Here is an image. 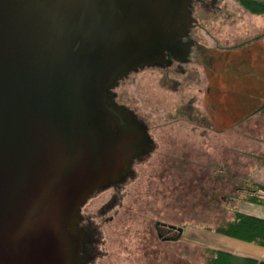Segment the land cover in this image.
Here are the masks:
<instances>
[{
  "label": "water",
  "instance_id": "water-1",
  "mask_svg": "<svg viewBox=\"0 0 264 264\" xmlns=\"http://www.w3.org/2000/svg\"><path fill=\"white\" fill-rule=\"evenodd\" d=\"M191 1L0 0V264H81L80 208L118 184L110 210L109 200L83 206L99 263L138 167L161 143L118 86L154 67L177 82L164 65H192L194 19L245 10L217 0L192 13Z\"/></svg>",
  "mask_w": 264,
  "mask_h": 264
},
{
  "label": "rangeland",
  "instance_id": "rangeland-1",
  "mask_svg": "<svg viewBox=\"0 0 264 264\" xmlns=\"http://www.w3.org/2000/svg\"><path fill=\"white\" fill-rule=\"evenodd\" d=\"M214 18L196 22L195 43L202 31L203 44L194 47L191 66L171 68L177 82L162 80L154 67L132 72L118 86L149 114L161 143L138 167L98 264H206L215 228L255 204L247 200L255 183L247 173L264 158V92L250 87L260 66L246 59L222 64V26ZM226 21V46L252 27ZM112 193L99 192L84 207L94 212Z\"/></svg>",
  "mask_w": 264,
  "mask_h": 264
},
{
  "label": "crops",
  "instance_id": "crops-1",
  "mask_svg": "<svg viewBox=\"0 0 264 264\" xmlns=\"http://www.w3.org/2000/svg\"><path fill=\"white\" fill-rule=\"evenodd\" d=\"M240 16L241 18L238 17V19L236 20H242L243 23L249 22L252 27H246V33L244 35L248 36L247 38L243 36L241 40L239 39L237 41H233L232 43H230L231 45L228 46H226L227 43L226 45H223L226 41H229V39L225 37V35L227 34V29L224 28V24H227V21L224 22V20L226 18H214V20L221 23L222 26V28H220L219 30L222 44L218 48L219 52L221 51L220 55L223 57L222 64L227 65L230 61H236L240 64H243L241 63L243 62L242 60L246 59L247 62H250V64L253 63L254 65L260 66L259 73L255 72L256 78L251 81V84H253V86L250 88L251 91L255 93L259 91L264 92V13H251L244 10ZM260 35H262V37H258ZM203 38V33L201 31L200 44H203ZM206 45L207 46L205 47H207V49H211V47H208V45L210 44ZM233 93H235L234 90H232V94ZM247 175L250 179H253L252 181H254L255 183L264 185V158L257 162L255 166L251 167ZM249 212L251 214L264 218L263 205L253 204L250 206ZM211 237L216 242L215 246L213 245L216 248H221L223 250H227L242 256H249L264 260V246L262 245L226 236L221 233H216L215 236Z\"/></svg>",
  "mask_w": 264,
  "mask_h": 264
},
{
  "label": "trees",
  "instance_id": "trees-1",
  "mask_svg": "<svg viewBox=\"0 0 264 264\" xmlns=\"http://www.w3.org/2000/svg\"><path fill=\"white\" fill-rule=\"evenodd\" d=\"M245 9L253 13L264 12V1L237 0ZM247 200L264 206V185L254 183V188L248 192ZM215 230L218 233L237 239L254 242L264 246V218L236 210L234 216ZM211 252L206 264H264V260L242 256L221 248L209 247Z\"/></svg>",
  "mask_w": 264,
  "mask_h": 264
},
{
  "label": "flooded vegetation",
  "instance_id": "flooded-vegetation-1",
  "mask_svg": "<svg viewBox=\"0 0 264 264\" xmlns=\"http://www.w3.org/2000/svg\"><path fill=\"white\" fill-rule=\"evenodd\" d=\"M217 7V0H192L191 3H190V8H191V11L192 13L193 12H196V11H202V10H215V8ZM197 22V19L195 18L194 19V22L192 24V27L189 31V37H191V30L192 28L194 27L195 23ZM198 44V43H197ZM197 44L194 42L193 46L191 47V49L193 47H198ZM198 45H201V44H198ZM191 53V51H190ZM196 55L198 54V51H197V48L195 50ZM183 63L185 62H178L177 60H174L172 59L170 61V64L168 65H164L166 66V68L170 69V68H174L175 70H178V71H183L184 69L183 68ZM115 100H116V97H115ZM117 101V100H116ZM118 102V101H117ZM134 112V111H133ZM135 113V112H134ZM136 114V113H135ZM137 115V114H136ZM139 118V117H138ZM147 127V131H148V134L150 135L149 133V127L146 125ZM151 137V136H150ZM152 139V138H151ZM153 144V142H152ZM154 147V146H153ZM151 153V152H150ZM146 155H142L138 158H135L133 163L135 161H139L140 159H142L143 157H145ZM119 187L118 184H112L111 186L105 188L104 190L106 189H112L113 192H115V190ZM115 195V194H113ZM88 200V199H87ZM86 200V201H87ZM85 201V202H86ZM85 204V203H84ZM84 204L81 206L80 208V215H79V218L77 219V228L84 233L83 235V241H82V248H81V251H80V255L82 257V262L81 264H91L93 259L95 258L96 256V251H95V248H96V236H95V232H94V228L91 227L94 225L95 222H93V218L91 216H88L86 214V212H84L83 210V206ZM115 205V196H112V199L109 200V202L106 204V206H104V209L105 207L107 208V210H110L111 208H113V206ZM103 208H102V214H103ZM157 230H158V234L159 236H161L162 238H165V236H163L161 233H160V227L157 225ZM170 229V228H169ZM172 230V229H171Z\"/></svg>",
  "mask_w": 264,
  "mask_h": 264
}]
</instances>
